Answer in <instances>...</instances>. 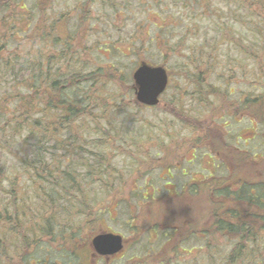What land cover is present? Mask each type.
<instances>
[{"label":"rangeland","instance_id":"1","mask_svg":"<svg viewBox=\"0 0 264 264\" xmlns=\"http://www.w3.org/2000/svg\"><path fill=\"white\" fill-rule=\"evenodd\" d=\"M5 1L8 0L3 2ZM114 1L115 6L107 0H25L28 14L25 33H19L16 29L14 32L22 37L30 34L31 39L26 40L25 44L35 55L38 66H41L38 59L41 52L48 56L53 51L56 57L51 60V66L57 68L63 65L64 71L68 66L79 70L87 66V70H81L83 76L97 79V84L101 86L106 83L104 94L109 99L107 109H110L109 116L115 125V131L110 132V127L101 122L104 131L109 133L104 139L103 147L112 156L115 166L111 168V173L104 167L102 174L92 176L93 184L87 185L91 191L87 199L88 207H94L95 201L104 204L98 210L87 207L83 209L80 205L82 213L76 214L77 211H74L75 216L70 223L66 220L58 221L56 228L53 226V235L46 232L49 230L47 222L38 218L44 207L38 202L40 192L36 190L37 179L30 180V175H21L17 178L16 185L10 180L13 186L21 185L24 188L26 194L22 191L20 193L26 195L25 200L33 202L35 210L32 213L26 210V217L21 216L20 219L14 215V208H11L9 215L0 216V238L6 247V253L3 249L0 250V264H153L154 258L159 255L152 252V249L155 251L159 248L166 252L170 248L167 243H159V231H154L157 220L178 224L184 221L188 226L184 232L191 234L199 228L202 236H205L209 222L213 221L211 201H215L216 196L209 194L211 188L205 184L215 178H210L211 175L221 173L220 168L214 172L217 167L211 157L215 153L204 139L202 129L204 125H211L212 119L215 120L213 110L219 109L218 114L222 115L241 92H248L252 96L264 95V36H260L257 28L254 30L252 22L256 18L246 16L245 10L239 11V3L230 2L228 5L219 0L214 6L220 8L216 12L220 19L211 17L201 23L196 20L195 23L194 16L199 17L197 10H193L186 2L172 0L173 8L168 14L175 15V45L179 49L178 54L183 57L175 56L169 62L159 61L157 50L145 52L138 49L137 54L141 56L139 59L137 54L127 51L125 42L133 34L147 40L154 28H149L142 22L144 18L146 22V16L145 11L139 8L140 0ZM127 1L133 3V18L128 17L129 10L124 6ZM5 12L3 8L0 9V19ZM214 22L225 23L227 26L219 29ZM147 29L150 30L149 34L146 33ZM5 31L4 28L0 30ZM46 32L57 35L59 41L41 40L39 35ZM214 36L219 41L222 37L224 39L219 46L221 61L216 64L214 58H217V54L214 52L209 57L210 62H215L213 68L216 72L196 74L191 69H184L181 64L184 56L191 51L211 50L202 46V42H212ZM243 38L252 52L242 51ZM24 47V44L15 42L8 52L23 50ZM117 47L120 50H113ZM151 55L153 56L146 58ZM152 59L168 69L170 83L160 104L149 108L137 101L138 86L133 72ZM223 66L226 67L227 76L220 79L218 74L223 71ZM124 86L126 89H123ZM257 110L260 109H250L251 112ZM183 113L188 120L182 117ZM262 116L264 117V111ZM245 117V120L232 128L224 127L223 130L230 129L232 145L237 142L242 147L245 140L250 138V146L247 148H253L254 152L262 154L264 126L254 131L249 125L248 117ZM240 130H243L242 134ZM93 151V144L87 143L80 155L93 160ZM56 152L63 154L64 151L59 148ZM7 162L16 164L17 160L8 159ZM79 171L83 172L84 169ZM261 177L264 178V172ZM105 180H109L108 189ZM190 183L195 193L184 192L185 187L189 191L192 189L189 187ZM112 185L120 190L115 192ZM136 186L144 188L143 191H138ZM200 186L203 188L200 189ZM5 187L6 190L9 189L10 183H5ZM233 188L238 190L239 187L234 185ZM176 192L181 195L175 197L173 194ZM141 193L145 194V198H142ZM8 196L6 191L5 195L0 196V202ZM228 207L243 210L247 203L233 202ZM35 223H40V228L35 227ZM67 223L68 227L64 225ZM67 230L72 232L69 237H66ZM107 232L122 234L125 238L124 250L108 258L98 255L92 246L96 235ZM184 232L175 236L177 243ZM174 241L171 240L172 243ZM220 242L219 246H223L226 252L236 244L235 238L229 236ZM211 249L215 250L214 244ZM195 252L196 249L194 254ZM167 253L173 254L172 248ZM219 254H213L215 259L228 256ZM175 255L174 258L177 257L178 260L184 258L182 255ZM193 259L196 263L191 261L188 264L201 263L196 254Z\"/></svg>","mask_w":264,"mask_h":264},{"label":"trees","instance_id":"2","mask_svg":"<svg viewBox=\"0 0 264 264\" xmlns=\"http://www.w3.org/2000/svg\"><path fill=\"white\" fill-rule=\"evenodd\" d=\"M3 1L0 0V9L3 8L6 12L0 19V30L4 28L6 31L0 32V196L5 195L6 191L9 196L0 202V216L9 215L11 208H14V215L20 219L21 216L26 217V210L31 213L35 210L33 202L30 203L29 200L24 199L26 197L24 188L21 185L13 186L10 182L13 180L16 185L21 175H30V180L36 178L38 181L36 190L40 192V195L37 198L44 207L40 210L38 218L47 222L49 230L46 232L53 235V226L56 228L58 221L66 220L70 223L71 218L75 216L74 211H77L76 214L82 213L85 207L98 210L104 204V202L95 201L94 207H88L87 199L91 191L87 187L94 182L92 176L102 174L104 167L111 173V168L115 166L112 156L103 147L104 139L109 133L104 131L101 122L104 126L110 127V132L115 131V125L109 116L110 109H107L109 99L104 94L106 83L101 86L97 84V79L83 76L81 70H87V66L80 70L77 67L68 66L66 71L63 70V65L57 68L51 66V60L56 57L53 51L48 56L41 52L38 58L41 66H38L35 55L25 44L26 40L30 41V34L22 37L14 32L16 29L19 33H25L24 30L28 24L25 0ZM107 1L115 6L114 0ZM177 1L186 2L193 10H197L199 17L194 16L195 23L196 20H198L197 23H201L211 17L220 19L216 14L220 8L217 9L214 6L219 0ZM222 1L228 5L230 2L239 3L241 5L239 11L245 10V15L248 17L255 16L256 20L252 22L255 26L254 30L258 29L260 36H264V0ZM138 3L139 8H142L141 11H145L146 22L145 18L142 22L149 28L153 27L154 32L147 37V40L133 34L125 42L127 51L137 54L138 49L145 52L157 50V60L167 62L174 60L175 56L183 57L178 54L179 49H176L175 45L177 43L174 38L175 15L168 14L173 8L172 0H140ZM124 6L126 10H129L128 17L133 18L135 13L133 3L127 1ZM230 11L233 12L232 8ZM213 24L219 29L227 26L221 22ZM191 25H193L192 22ZM149 32L150 30L147 29L146 33L149 34ZM39 37L43 41L55 39L56 42L59 41L58 36L50 32L41 33ZM214 37L212 42H202V46L211 50L191 51L184 56L185 59L183 58L181 63L184 69H191L196 74L216 72L213 68L215 62H210L209 57L214 52L217 54V58H214L216 64L221 61L219 46L224 39L222 37L219 41L217 36ZM15 42L19 45L24 44V49L8 52L11 50V44ZM242 46H244L242 51L252 52L245 45L244 38ZM113 50L120 49L117 47ZM136 56L138 58L139 54ZM153 60L146 62L160 65L159 61ZM221 68L223 71L218 74L220 79L227 76L226 67ZM123 89H126L125 86ZM255 108L260 110L250 111ZM261 108H264V95L252 96L248 92H241L222 115L218 114L219 109L213 110L215 120L212 119V128H210L211 125H204L202 129L204 139L213 147L215 153L211 155V161L217 167L214 172L216 173V169L220 168L221 173L216 174L217 177L215 174L211 175L210 178H215L205 184L211 188L209 194L216 196L215 201H211L213 221L209 222V227L205 229L206 234L202 236L203 233L199 228L191 234L184 232L188 229L184 221L178 224L157 220L154 231H159V243H167L170 248L166 252H162L159 248L155 251L152 249V252L159 255L154 258L153 264L159 261L160 264L164 261H170L169 264H188L191 261L196 263L193 259L195 254L201 261L200 264L218 262L220 264H264V178L261 177L264 172V159H262L264 151L260 154L254 152L253 148H247L250 146L248 142L251 141L250 139L245 141L242 147L237 142L232 145L230 129L223 130L224 127L232 128L245 120V116L248 117L249 125L254 128V131L260 130L262 125L264 126L262 116L264 110ZM182 117L188 120L184 113ZM242 131L240 130V133ZM83 140L85 141L82 142ZM87 143H92L95 149L92 155L93 160L80 155L83 146ZM59 148L64 151L63 154L56 152ZM8 159L17 160V163H9ZM83 169V172L79 171ZM254 174L258 175L254 176ZM8 182L10 188L6 190L5 183L8 184ZM104 182L108 189L109 180ZM234 185L239 187L238 190H234ZM111 187L115 192L120 190L116 185ZM189 187H192L191 183ZM136 188L140 192L144 189L137 186ZM202 188L203 186H200V189ZM20 191L25 194H21ZM184 192L192 194L196 191L194 187L190 191L185 187ZM180 193L182 194L183 191ZM180 193L176 192L173 195L179 197ZM141 196L145 198L144 193H141ZM240 201L247 203L245 209L241 210L239 207L229 209V203L238 204ZM68 223L64 225L68 227ZM39 225L40 223L34 224L35 227L40 228ZM70 230L65 232L66 237L72 235ZM181 232H184V235L177 243L175 236L180 235ZM228 236L234 237L236 244L233 249L226 252L219 244L221 239ZM171 240H175L174 243ZM213 244L214 251L211 249ZM171 248L174 255L176 253L177 256H184L183 260H178L173 254L167 253L171 251ZM1 249L6 253V247L3 246L0 238ZM217 253L228 256L215 259L213 254ZM221 254L219 255L222 256ZM1 255L2 251H0ZM172 258L174 260L171 262Z\"/></svg>","mask_w":264,"mask_h":264},{"label":"water","instance_id":"3","mask_svg":"<svg viewBox=\"0 0 264 264\" xmlns=\"http://www.w3.org/2000/svg\"><path fill=\"white\" fill-rule=\"evenodd\" d=\"M137 101L142 105L154 107L158 105L162 94L168 87L169 72L164 66L141 64L133 72ZM92 245L100 255H115L124 249V237L118 233H102L96 235Z\"/></svg>","mask_w":264,"mask_h":264},{"label":"flooded vegetation","instance_id":"4","mask_svg":"<svg viewBox=\"0 0 264 264\" xmlns=\"http://www.w3.org/2000/svg\"><path fill=\"white\" fill-rule=\"evenodd\" d=\"M246 131V130H245ZM243 132V131H242ZM242 132H241V134H242ZM250 138H247V140H249ZM247 140H245L246 142H247ZM247 144V143H246ZM109 256H106V258H108Z\"/></svg>","mask_w":264,"mask_h":264}]
</instances>
